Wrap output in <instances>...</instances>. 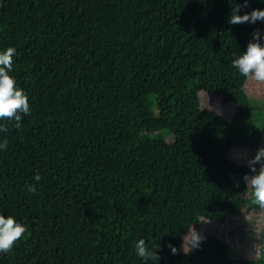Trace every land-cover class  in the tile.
I'll return each instance as SVG.
<instances>
[{
  "label": "trees",
  "instance_id": "16d2710c",
  "mask_svg": "<svg viewBox=\"0 0 264 264\" xmlns=\"http://www.w3.org/2000/svg\"><path fill=\"white\" fill-rule=\"evenodd\" d=\"M240 4L0 0V50L16 49L10 75L31 108L19 129L0 121V212L26 227L0 264L15 248L8 264H145L139 239L156 254L147 264H264V224L253 260H229V245L202 233L180 249L199 219L261 209L247 165L198 164L200 128L224 130L228 150L263 142L264 105L231 61L264 23H227ZM253 8L264 3L239 14ZM204 94L233 102L232 118L203 107Z\"/></svg>",
  "mask_w": 264,
  "mask_h": 264
},
{
  "label": "clouds",
  "instance_id": "9594fccd",
  "mask_svg": "<svg viewBox=\"0 0 264 264\" xmlns=\"http://www.w3.org/2000/svg\"><path fill=\"white\" fill-rule=\"evenodd\" d=\"M248 2L249 0H242V4L238 5L236 12L228 17L227 23L233 25L264 23V8H253L239 14L240 8L248 7ZM261 2L264 3V0H261ZM15 53L16 49L14 47L0 50V121L5 119L12 121L14 127L19 129L23 117L30 115L31 108L27 94L18 86L15 78L10 75ZM231 64L239 74L245 77L251 76L256 81L264 82V29L255 28L253 30L245 50L239 52V54L234 53ZM6 132L7 128L0 124V133ZM7 145V139L0 138V151L5 150ZM247 166L251 174H245L242 177L245 189L251 192L255 204L260 208H264V146L258 147L254 155L248 158ZM34 179L39 181L40 177L35 176ZM235 186L239 187V182ZM27 190L29 192L35 191L31 185L27 186ZM25 231V225L13 215L6 216L3 212H0V253H8ZM203 239L204 237L194 229L193 234L187 240L188 252L191 249L199 248ZM167 247L172 254L176 253L177 249L173 244L169 243ZM134 251L135 255L145 264L156 255L146 245L144 239L137 240Z\"/></svg>",
  "mask_w": 264,
  "mask_h": 264
},
{
  "label": "rangeland",
  "instance_id": "374dc122",
  "mask_svg": "<svg viewBox=\"0 0 264 264\" xmlns=\"http://www.w3.org/2000/svg\"><path fill=\"white\" fill-rule=\"evenodd\" d=\"M244 87L255 104L264 105V82L256 81L251 76H247ZM202 98L203 107L206 104L207 108L220 112L227 120H230L234 115L235 104L233 102H223L221 97L217 95L206 94L205 96L204 94ZM196 137L198 142V164L206 168L223 169L227 159L241 165H247L248 158L252 157L257 149L232 147L228 150L225 131L219 129L200 128L196 132ZM169 140H173V138L171 137ZM260 146H264V134ZM246 196H248L247 193ZM245 212L242 215L230 217L225 222L199 219V223L192 226L191 232L183 236L184 240L180 246L181 251H183V248L184 251L188 250L187 240L195 229L199 234L202 233L206 237L226 242L229 245V260L235 258L255 259L259 252V230L261 225L264 224V208L256 212L249 210H245ZM160 247L162 251L168 250L162 240L160 241ZM15 251L16 248L5 258H1V263L8 264L12 260ZM190 264L203 263L191 259Z\"/></svg>",
  "mask_w": 264,
  "mask_h": 264
}]
</instances>
